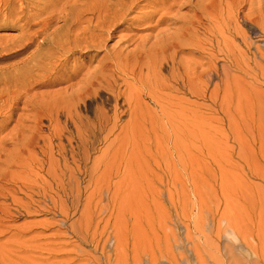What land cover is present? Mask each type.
<instances>
[{
    "label": "rangeland",
    "instance_id": "374dc122",
    "mask_svg": "<svg viewBox=\"0 0 264 264\" xmlns=\"http://www.w3.org/2000/svg\"><path fill=\"white\" fill-rule=\"evenodd\" d=\"M131 2L107 0L101 11L126 5L123 14ZM137 3L126 13L129 21L113 22L115 37L102 53L73 55L65 82L33 91L16 112L17 119L30 116L31 122V214L14 224L28 226L31 253L18 264H254L255 251L264 259V61H248L252 55L232 37H209L194 28L181 36L183 23L172 25L163 11L155 13L161 0ZM4 34L11 33L0 31ZM165 41L183 47L175 71L165 66L174 51L159 50ZM248 42L251 54L264 55V38ZM144 43L141 61L127 58ZM32 50L18 58L0 55V83L17 80L23 66L16 65ZM210 55L220 78L209 81L201 73ZM109 61L118 64L115 80L122 97L102 105L108 93H101L97 103L109 111L111 122L96 140L85 135L82 143L65 140L68 149L91 148L89 159L82 148L76 161L68 154L66 163L57 135L67 118L57 125L52 112L42 117L41 98L25 104L35 93L76 83L74 70L81 69L82 77L88 67L99 70ZM68 94L58 105L65 112L71 110ZM94 113V108L80 111L91 119ZM39 121L44 131L33 140ZM50 125L53 131L58 126L53 136ZM65 166L68 177L61 180ZM54 185L78 189L79 199L45 198L41 192ZM21 247L16 246L19 255Z\"/></svg>",
    "mask_w": 264,
    "mask_h": 264
},
{
    "label": "bare ground",
    "instance_id": "6f19581e",
    "mask_svg": "<svg viewBox=\"0 0 264 264\" xmlns=\"http://www.w3.org/2000/svg\"><path fill=\"white\" fill-rule=\"evenodd\" d=\"M106 1L0 0V31L11 33L0 36V55L11 54L18 58L33 49L27 58L16 65L17 68L23 66L17 80L12 84L0 83V128H2L0 130L2 131L0 134V264L4 262L18 264L20 259L29 258L31 253L28 226L23 229L14 225L22 217L31 214V122L27 121L30 116L25 119L23 115L17 119L16 112L21 109L23 98L33 91L40 88L50 89L65 82L63 76L72 69L73 55L81 52L102 53L107 43L115 37L113 22L129 21L126 13L136 9L140 0H132L131 8L130 6L126 8L123 14L119 13L126 5H118L112 13L107 12L104 15L101 4L104 5ZM161 1L163 4L154 8L155 13L163 11V19L172 25L183 23L184 26L179 29L181 36H186L194 28L205 31L209 37H232L233 42L240 41L246 50V55H252L248 61L255 62L257 58L264 61V55L250 53L248 42L251 37L264 38V0ZM182 10H187L188 13L181 14ZM117 14L119 18L115 19ZM147 18L149 17L145 19ZM208 26L214 28L209 30ZM17 31L19 34H12ZM157 37H160V34ZM181 48L183 47L175 41H165L164 46L159 47V50L166 53L174 51L170 58L165 59V66L172 71L177 67V57ZM146 52V43H144L142 49L131 51L127 58L134 57L141 61ZM124 63L127 64V60ZM206 65L208 68L201 73V77L209 81L213 78L219 79L220 70L214 55L209 56ZM140 67L139 62L134 72ZM87 69L82 77L81 69L74 70L73 80L76 83L73 85L61 90L35 93L25 104L29 107L30 102L41 98L39 106L42 117L47 118L52 112L57 125L61 123L62 118H67L62 133L57 135L58 153L66 163L68 154L71 155V160L76 161L79 156L76 150L82 148L87 149L85 157L89 159L91 148L78 145L70 146L68 149L63 144L65 140L72 144L74 139H79L82 143L84 135L96 140L98 132L103 131L111 122L109 111L97 103L101 93H108V97L102 100V105L111 100L118 101L123 94L118 81L115 80L119 70L117 62H106L99 70L98 68L91 70L90 67ZM69 92L71 93L68 94ZM67 94V100L71 103L69 112H65L63 107H58ZM91 108L95 110L92 119L80 114V111H88ZM114 109L118 116V105ZM72 110L75 112L74 115ZM12 123H16L12 132L4 135L3 131ZM67 125L72 128L74 134L67 129ZM79 125L88 134H83ZM47 130L53 136L58 126L55 131L51 129V125ZM33 131L35 132L33 140H35L44 131L41 121ZM20 138L23 139L21 144ZM7 147H12V150H7ZM4 156L7 157L5 160H3ZM16 168L22 171H14ZM66 177H68V169L65 166L60 179L65 180ZM41 194L45 195V198L54 195L61 199L69 197L79 199L78 189L66 190L64 187L60 189L56 185L44 189ZM84 241L86 238L82 236L81 242ZM18 245L22 246V255L16 251ZM254 255L257 259L254 264H264L259 252L255 251Z\"/></svg>",
    "mask_w": 264,
    "mask_h": 264
}]
</instances>
